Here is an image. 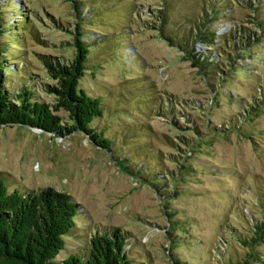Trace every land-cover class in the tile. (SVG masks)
Here are the masks:
<instances>
[{"label":"rangeland","instance_id":"obj_1","mask_svg":"<svg viewBox=\"0 0 264 264\" xmlns=\"http://www.w3.org/2000/svg\"><path fill=\"white\" fill-rule=\"evenodd\" d=\"M250 1L0 0L11 98L26 86L53 105L43 60L69 61L79 31V86L101 99L90 127L110 150L79 129L0 126L8 189L78 206L56 260L115 228L129 264H264V0ZM206 18L211 45L192 36Z\"/></svg>","mask_w":264,"mask_h":264},{"label":"trees","instance_id":"obj_2","mask_svg":"<svg viewBox=\"0 0 264 264\" xmlns=\"http://www.w3.org/2000/svg\"><path fill=\"white\" fill-rule=\"evenodd\" d=\"M69 1L75 9L79 8L77 0ZM249 3L251 6L250 0ZM166 16L163 13L159 15L164 19ZM262 21L259 19L257 24L263 25ZM208 22L206 18L192 26L193 40L211 45L214 32L208 31ZM1 23L0 36L4 32ZM80 35L76 31L73 36L74 52L69 61L43 60L48 76L55 80L54 84L48 86L56 94L53 105L32 97L31 90L26 86L16 93L15 98H11L5 85L6 67L2 59L5 50L0 45V126L24 124L49 131L57 128L60 131L79 129L88 133L97 145L110 150L109 140L102 137L101 131L90 127V122L102 114L101 99L79 86L89 52L87 43ZM195 60L194 65L200 62L199 57ZM51 106L66 109L72 123L61 125ZM77 209V204L69 195L51 188L28 192L9 190L0 174V264H129L124 249L125 236L115 228L93 233L89 237L85 255L71 252L63 259H55L65 247V237L75 225Z\"/></svg>","mask_w":264,"mask_h":264}]
</instances>
